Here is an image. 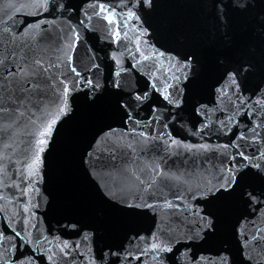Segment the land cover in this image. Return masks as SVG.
<instances>
[{"label":"water","instance_id":"water-1","mask_svg":"<svg viewBox=\"0 0 264 264\" xmlns=\"http://www.w3.org/2000/svg\"><path fill=\"white\" fill-rule=\"evenodd\" d=\"M0 60V264H264V0H0Z\"/></svg>","mask_w":264,"mask_h":264},{"label":"snow or ice","instance_id":"snow-or-ice-1","mask_svg":"<svg viewBox=\"0 0 264 264\" xmlns=\"http://www.w3.org/2000/svg\"><path fill=\"white\" fill-rule=\"evenodd\" d=\"M148 2L150 3V0H148ZM187 63H191V56H188L185 58ZM4 61L3 60H0V64H2ZM38 66L40 65V61L37 60L35 62ZM19 71L21 75H23V70L22 69H19V70H16V69H10L8 71H5L2 75H0V93H3V90H4V77L5 76H9L10 74L11 75H15L16 72ZM247 72L248 69L247 68H244L243 66H241L239 69L237 68H232V69H228L226 71V78L230 81V83L232 85H234L237 89L240 88V82L238 81V77H240V80L243 79L242 75H241V72ZM118 86V85H117ZM18 90V89H17ZM11 92V89L9 90ZM165 99H167V97H165ZM261 100L264 101V96L261 97ZM179 106V105H177ZM4 109H5V105L3 103H0V115L3 114L4 112ZM56 123V120H53L52 121V124H49L48 127H47V130L43 133H41L42 136H47L51 131H52V127L53 125ZM46 141L41 139L39 141V143L42 145L44 144ZM41 151H43V149H41ZM159 175V174H157ZM248 176V173L247 172H244V171H240L238 175H235V176H232L226 183L225 186H222V189L219 190L221 191V194L224 195V196H227V195H231L232 192L238 187V186H241L245 183L246 181V178ZM137 180H139L140 178L139 177H136ZM175 179H179V177H176ZM155 181H153L154 183ZM140 183L143 184L144 181L143 180H140ZM151 185H149L150 187ZM169 207H171L172 205L169 203L168 204ZM160 246L158 244H153V248L154 249H157L159 248ZM167 250H171V249H167ZM18 259L21 261V264H26L25 262V254L23 252L20 253Z\"/></svg>","mask_w":264,"mask_h":264}]
</instances>
